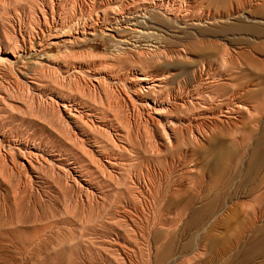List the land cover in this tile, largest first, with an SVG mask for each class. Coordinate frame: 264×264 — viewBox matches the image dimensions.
I'll return each instance as SVG.
<instances>
[{"label": "rangeland", "instance_id": "rangeland-1", "mask_svg": "<svg viewBox=\"0 0 264 264\" xmlns=\"http://www.w3.org/2000/svg\"><path fill=\"white\" fill-rule=\"evenodd\" d=\"M245 27L264 31V0H0V264H258L264 216L240 239L219 225L256 210L257 181L208 186L211 140L256 114L236 96L257 81L224 89L242 53L264 60Z\"/></svg>", "mask_w": 264, "mask_h": 264}, {"label": "bare ground", "instance_id": "bare-ground-1", "mask_svg": "<svg viewBox=\"0 0 264 264\" xmlns=\"http://www.w3.org/2000/svg\"><path fill=\"white\" fill-rule=\"evenodd\" d=\"M142 19L143 21H141ZM142 19L137 20L132 18L129 22L131 25L138 27V30H135L137 33H139L137 35L138 37L136 36L138 39H141L145 34H148L143 33L144 30H150L153 28V20L149 14H145ZM243 30L246 32H252L255 34V36H261L264 32L261 28L259 29L255 27H245ZM89 34L93 36L95 35L93 33ZM252 51L253 53L259 52L264 56V43L253 46ZM241 59L244 62L246 69L244 68L241 75L234 78V84L232 86H226L224 89H227L229 92V90H233V88L239 89L245 87L247 78H249L250 81H253L254 83L257 81V90H247L245 91L246 93L243 94L242 92L240 96H236L237 99L242 100L244 97H246L257 103V106L253 107L256 114H254V116H248L247 118L245 116V118H243V120L240 122L241 126L239 125V128L236 127L237 131H240L239 138L231 139V137H227L221 139L220 141L219 138L214 137L211 140L208 149V153L210 154H208L210 156V161L208 163L210 173L208 186L211 190L218 191L221 187L226 188L233 180L241 181L242 174L246 177L244 178L243 182H245V179H247L249 182L257 181L256 185L252 186L250 191V195L253 196L254 202L258 205L256 210L253 213H249L242 210L243 205L237 204L233 208L229 209V214H231V212L233 214L232 216L228 214L226 219H234L235 222L231 224L225 220L219 224L227 230L237 232V238L239 239L244 233L249 231L253 225L255 226L251 218L253 214L255 218L259 216L258 214H260L261 217L264 216V191L257 193V190L261 186L264 188V130L262 134L260 133V135L254 136V130L249 127L250 123L253 124V122H256L257 124L260 119H264V60H258L252 54H247L245 52L241 54ZM231 64H233V62H231ZM144 81L146 80L144 79ZM262 124V127H264V121ZM209 198L203 207L193 209L192 218H194L195 221L202 220L211 214L214 215L217 213V208H219V205H221L219 194L214 195V197L210 199ZM192 204L193 198H190L187 202V207L191 208ZM241 213L246 215V217H242ZM256 229L255 236L253 237L254 244L250 246V251L247 252L245 259H254L253 261L255 262L256 259H260L261 257L262 260L258 262V264H264V224L257 227ZM205 234H207V232ZM239 239L237 240L238 242L240 241ZM207 240L209 242V251L213 253L216 247L219 246L220 239L218 236L208 233ZM245 246H247V244H245ZM224 253L225 252L222 251L220 252V255H223ZM213 258L215 259L216 257ZM206 263L207 261H204V264Z\"/></svg>", "mask_w": 264, "mask_h": 264}]
</instances>
